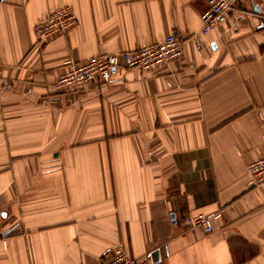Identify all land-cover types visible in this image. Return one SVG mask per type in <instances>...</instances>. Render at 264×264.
I'll return each instance as SVG.
<instances>
[{"label":"crops","instance_id":"0c3cea01","mask_svg":"<svg viewBox=\"0 0 264 264\" xmlns=\"http://www.w3.org/2000/svg\"><path fill=\"white\" fill-rule=\"evenodd\" d=\"M69 7L76 25L38 42ZM203 0H0V264H264V0L199 38ZM173 34L181 56L60 90L65 62ZM220 212L213 230L185 216ZM11 234L2 237L7 228ZM157 251L156 260L146 259Z\"/></svg>","mask_w":264,"mask_h":264},{"label":"built area","instance_id":"2783aa9c","mask_svg":"<svg viewBox=\"0 0 264 264\" xmlns=\"http://www.w3.org/2000/svg\"><path fill=\"white\" fill-rule=\"evenodd\" d=\"M243 0H203L205 9L200 15L201 29L193 38H199L225 20L241 7ZM77 19L71 8L64 7L49 13L44 19L34 25V34L38 42H43L54 34H65L73 28ZM183 50V42L175 35L166 36L161 42L142 46L140 49L128 52L99 55L85 61L74 63L70 60L65 64L67 70L56 80L55 86L60 90H75L87 84L105 86L112 82L123 69H137L141 72L168 65L177 60ZM249 184L253 187L264 185V156L247 166ZM0 205V214H1ZM220 217V212L185 216L181 223L186 229L199 227L205 233L213 230L214 221ZM14 226L7 228L1 236L11 234ZM152 252L146 254L151 259ZM100 264H136L121 246H112L102 252Z\"/></svg>","mask_w":264,"mask_h":264},{"label":"water","instance_id":"95a60500","mask_svg":"<svg viewBox=\"0 0 264 264\" xmlns=\"http://www.w3.org/2000/svg\"><path fill=\"white\" fill-rule=\"evenodd\" d=\"M157 255H158V253H157V251L155 250V251L152 253V255H151V257L153 258V260H156Z\"/></svg>","mask_w":264,"mask_h":264}]
</instances>
